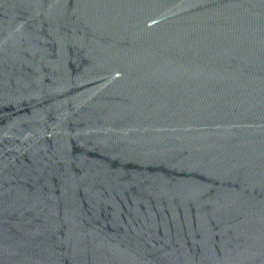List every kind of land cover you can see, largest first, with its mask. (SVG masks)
Listing matches in <instances>:
<instances>
[{"label": "water", "instance_id": "95a60500", "mask_svg": "<svg viewBox=\"0 0 264 264\" xmlns=\"http://www.w3.org/2000/svg\"><path fill=\"white\" fill-rule=\"evenodd\" d=\"M0 264H264V0H0Z\"/></svg>", "mask_w": 264, "mask_h": 264}]
</instances>
